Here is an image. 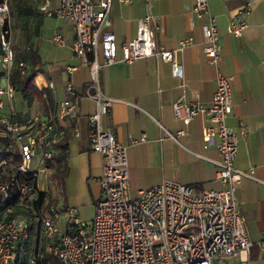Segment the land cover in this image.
I'll return each instance as SVG.
<instances>
[{
    "label": "built area",
    "instance_id": "1",
    "mask_svg": "<svg viewBox=\"0 0 264 264\" xmlns=\"http://www.w3.org/2000/svg\"><path fill=\"white\" fill-rule=\"evenodd\" d=\"M9 1L0 0V64L4 72L0 78V110L3 97L11 98L14 94L10 81L15 54L10 42ZM252 1L247 0L235 10L228 25L231 36L239 38L247 27L246 16ZM111 7L112 0H58L53 10L56 17L73 23L71 49L89 69L90 82L84 95L96 104L95 111L87 117L89 150L103 160L101 195L95 203L94 215L87 223L79 219L75 208L65 207L67 220L60 231L57 226L60 210L56 205L46 200L38 208L30 205L29 202L39 203L41 193L48 194V190L38 188V173L45 170L53 157L52 148L63 132L54 119L42 120L36 113L25 124L0 117V137L8 139L0 144V154L18 151L20 156L11 172L7 160L0 165V264H248L255 243L245 229L235 190L242 180L255 178L251 171L234 166L238 134L227 124L232 112L230 78L218 69L209 106L181 96L173 103V112L185 124L200 115L208 117L202 136L205 142L215 144L219 152L220 159L214 164L216 179L223 187L198 189L165 180L139 190L134 197L130 195L126 147L111 131L104 130L101 123L115 101L102 94L99 83L100 67L113 63L117 57L116 36L105 30L110 25ZM41 9L48 15L52 13L49 0H44ZM193 12L206 18L201 51L216 65L221 58L219 29L210 15L208 1L195 0ZM151 21L149 15L138 21L136 36L122 45V60L132 63L158 56L171 63L176 76H181L176 56L193 43L192 39L182 40L178 48L171 50L157 47ZM53 42L65 45L59 34L54 35ZM18 66L21 72L26 67L22 62ZM65 69L72 73L75 67ZM64 92L68 98L60 102L57 118L73 119L78 113V95L70 82ZM168 135L177 140L185 131ZM144 139L142 135L140 141ZM17 173L37 174L36 184H18ZM19 209L30 210L33 216H24ZM256 244L264 250V231Z\"/></svg>",
    "mask_w": 264,
    "mask_h": 264
},
{
    "label": "crops",
    "instance_id": "2",
    "mask_svg": "<svg viewBox=\"0 0 264 264\" xmlns=\"http://www.w3.org/2000/svg\"><path fill=\"white\" fill-rule=\"evenodd\" d=\"M194 1L112 0L110 25L105 30L116 36L117 57L113 63L100 67L99 83L102 94L115 101L102 116V127L126 147L128 188L132 197L139 190L165 180L198 189H221L214 164L220 159L219 152L215 144L205 142L202 136L208 117L200 115L185 124L175 118L173 103L184 96L187 101L209 106L216 89V70L230 78L232 112L227 124L238 134L234 166L251 171L255 178L242 180L236 186L235 196L247 234L255 243L248 264L250 261L264 264V250L256 244L264 231V0L252 1L246 16L247 27L239 38L228 33V25L235 10L247 0H207L210 15L219 29L221 58L216 65L201 51L206 18L195 15ZM57 3L58 0H49L50 15L41 9L44 0L32 5L26 27L21 22L16 27L14 20L12 24L9 4L10 26L11 30L16 28L21 33L15 52L35 71L32 84L40 92L29 117L36 113L42 120L54 119L63 132L52 148L53 156L60 152L62 141L66 145L64 179L59 182L53 177L55 159L41 171L48 176L45 181L58 187L63 202L56 203L57 199L52 203L48 191L49 204L63 212L65 207H73L79 219L86 222L83 217L86 209L91 210L93 217L95 203L101 195L103 160L89 150L87 123L96 104L84 95L90 82L89 69L71 49L73 23L53 13ZM148 15L152 17L151 30L157 47L171 50L178 48L182 40L192 39L193 43L176 56L182 68L181 76H176L171 63L158 56L132 63L122 60V45L136 36L138 21ZM55 34L62 36L65 45L53 42ZM10 42L12 47L11 36ZM99 61L103 62L101 56ZM66 66L75 69L68 73ZM68 82L78 95V113L73 119H58V106L68 98L64 92ZM3 105L0 111L8 114L24 115L28 111L15 93L11 98L4 96ZM179 130L185 131V135L177 136V140L169 137L168 133L176 134ZM142 135L145 139L140 141ZM13 167L9 162V172Z\"/></svg>",
    "mask_w": 264,
    "mask_h": 264
},
{
    "label": "trees",
    "instance_id": "3",
    "mask_svg": "<svg viewBox=\"0 0 264 264\" xmlns=\"http://www.w3.org/2000/svg\"><path fill=\"white\" fill-rule=\"evenodd\" d=\"M38 1L39 0H10L9 4L12 5L11 14H12V20H14V25L15 23L16 24L19 23L20 21L22 23V26L26 27L27 24L29 23V20L31 19L30 15L32 10V5L34 4L36 5ZM22 3L23 5H21ZM12 47H13L12 49H14L13 51L15 54V61L10 74V81L14 87V93L18 95L19 99L23 104H25L28 111L24 115H22L21 112L8 114L0 111V117H9L18 124H25L29 119V110L32 108L34 100L38 98V96L40 95V92H38L32 84L35 71L32 68H30L29 64L26 62V59H24V57L17 56L15 52L16 49L14 48V46ZM0 53H1V48H0ZM19 62H22L26 65L23 72H21L18 66ZM3 73L4 72L0 64V78L2 77ZM7 142L8 139H4L0 137V144H5ZM65 146L66 145L62 141L60 143V152L56 154V156L54 155L51 158V160L55 159V164L53 166L54 167L53 177L56 178L59 182H61L66 175V154L64 152L66 148ZM3 160H7L8 163L9 162L12 163L13 166L15 167L20 160L18 151L5 152L3 154H0V165ZM51 160L46 163L47 167H49L48 165L51 162ZM36 175L37 174H33V173H27V174L17 173L15 176L17 177L18 184L35 185L37 182ZM45 200L49 204L50 200L48 198V194L46 195L45 193H41L39 203L37 204L34 202L33 203L29 202V203L30 205H33L34 208H38L43 202H45ZM18 211L21 212L24 216H29V217L33 216V213L30 210L27 211V210L19 209Z\"/></svg>",
    "mask_w": 264,
    "mask_h": 264
},
{
    "label": "rangeland",
    "instance_id": "4",
    "mask_svg": "<svg viewBox=\"0 0 264 264\" xmlns=\"http://www.w3.org/2000/svg\"><path fill=\"white\" fill-rule=\"evenodd\" d=\"M12 24H13V20H12ZM18 24H20V21L17 24L15 23L16 27ZM21 38H22L21 33H19L18 30L16 31V28H13L11 30V41H12V44H13L15 49L19 48L18 42H20ZM46 177H48V176H45L44 172L38 173V188H39V190L45 191L47 189L48 191H50V193L49 192L48 193H49L50 199H52V203H54L55 200L58 199L56 203H59V204L62 203L63 204V202L60 200V195L58 193V187L54 183H49L48 181H45ZM91 213H92L91 210L89 208H87L86 212L83 216L87 223H89L92 219ZM60 217H61V220L57 223V226H58L60 231H63L64 230L63 224L67 220V216H66L65 212L60 211ZM237 260H238V258H235V261H237ZM253 263H254L253 261L249 262V264H253Z\"/></svg>",
    "mask_w": 264,
    "mask_h": 264
}]
</instances>
